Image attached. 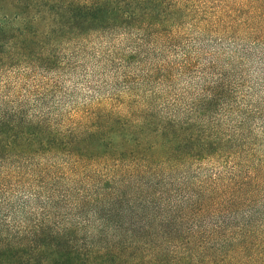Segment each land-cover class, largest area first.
Returning a JSON list of instances; mask_svg holds the SVG:
<instances>
[{
	"label": "trees",
	"instance_id": "trees-1",
	"mask_svg": "<svg viewBox=\"0 0 264 264\" xmlns=\"http://www.w3.org/2000/svg\"><path fill=\"white\" fill-rule=\"evenodd\" d=\"M0 264H264V0H0Z\"/></svg>",
	"mask_w": 264,
	"mask_h": 264
},
{
	"label": "rangeland",
	"instance_id": "rangeland-1",
	"mask_svg": "<svg viewBox=\"0 0 264 264\" xmlns=\"http://www.w3.org/2000/svg\"><path fill=\"white\" fill-rule=\"evenodd\" d=\"M75 80H76V78L74 80H70V82L73 83ZM78 87L80 88V92H81V94L79 96L81 97V96L85 95V87H84V85L80 84V85H78Z\"/></svg>",
	"mask_w": 264,
	"mask_h": 264
}]
</instances>
